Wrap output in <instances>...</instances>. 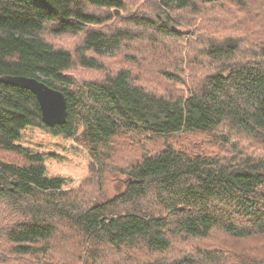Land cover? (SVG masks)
<instances>
[{
	"label": "trees",
	"instance_id": "16d2710c",
	"mask_svg": "<svg viewBox=\"0 0 264 264\" xmlns=\"http://www.w3.org/2000/svg\"><path fill=\"white\" fill-rule=\"evenodd\" d=\"M251 1L0 0V77L36 78L63 93L67 110L63 125H45L30 91L0 82V152L19 158L0 159V240L17 259L44 255L60 229L74 236L70 242L87 243L95 258L100 248L164 254L176 239H206L215 231L232 239L264 235V155L243 148L264 145V7L260 1L251 8ZM231 2V12L244 18L233 17L234 28L213 14L193 19L212 12L209 5L225 12ZM68 39L75 45L59 43ZM182 39L192 47L164 45ZM142 42L152 53L176 56L174 70L169 63V71L155 75L179 87L176 95L146 90L126 66L107 69L124 54L134 64L148 50ZM192 66L210 69L195 85ZM75 68L101 79L81 78ZM120 134L141 143L198 134L218 141L221 152L185 151L165 141L125 167L122 191L80 200L70 192L72 177L52 168L109 160L111 140ZM98 173L88 171L84 180L94 185ZM216 256L142 261L247 262Z\"/></svg>",
	"mask_w": 264,
	"mask_h": 264
},
{
	"label": "rangeland",
	"instance_id": "374dc122",
	"mask_svg": "<svg viewBox=\"0 0 264 264\" xmlns=\"http://www.w3.org/2000/svg\"><path fill=\"white\" fill-rule=\"evenodd\" d=\"M260 1H262L261 3L264 7V0H253L249 7L257 9ZM232 4L231 2V4H228L226 7V11H229L228 16L225 15L226 11L223 12L218 9V4H214L207 6L212 12L193 14V19L199 22V20H203L202 16H211L213 14L221 24H227L226 26L234 28V24L237 23V20L231 19L238 16L237 18L241 19L242 22L244 18L243 14L237 15V13L231 12ZM134 10L140 11L141 7L135 8ZM134 10H132V13H137ZM261 12L264 14V9ZM225 16L230 19V22L227 23L225 21L227 20ZM247 26L248 24H245L242 27L246 28ZM183 29L186 31L185 27ZM139 34H142V32H139ZM143 36L144 35H141V37ZM185 41L186 40L182 39L179 41L180 43L172 42L171 44L167 43L164 45L172 49L186 51L192 46H185ZM59 43L71 46L73 44L75 45V40H60ZM142 45L144 49L148 50H144V52L140 53L134 64H130L126 54H124L110 60L107 64V69L113 72L122 66H126L132 71V75L137 80V83L146 90L165 96L176 95L180 91L179 87L173 83H162L161 80H158L155 76L160 74L164 69L165 71H169V68L165 67L169 63H171L172 70H174V68L178 66L177 60L175 59L176 56L173 53H165L159 50L152 53L150 48H146L145 42H142ZM161 57L164 58L161 59ZM193 67L194 66H192V68ZM208 71H210V69H191L190 72L193 73H191L192 80L190 83L195 85L206 73H208ZM75 73L81 78L91 80H100L102 76L101 73H92L86 70L82 71L81 69L78 70V68H75ZM165 141L172 143L176 148L181 147L179 149L185 151H195L199 149L200 151H204L209 149L211 153L221 152V144L218 143V141L214 138L198 134H178L168 137V139L160 138L143 143L138 142L135 137L131 138L128 135L120 134L111 140V153L108 156V158H110L109 160L104 159L101 163L98 160V163H95L97 161L94 160V164L85 161L77 163L70 162L65 165L55 166L52 170L56 173L67 174L72 177L74 184L69 188L71 189L70 192H75L78 197L81 196L82 199L79 198L80 200H87L89 202L103 201L124 189L123 186L126 178L122 171L126 166L130 165L136 158H140L144 152L153 153L160 150ZM243 148L248 153H252L256 156L264 155V145L258 143H243ZM0 159L8 160L9 162L19 161V158L14 155L8 154L7 156L5 153L1 152ZM88 164L92 165L91 167L93 170L87 168ZM88 171H99L95 177V179H97L94 184L95 186L84 180ZM80 181H85L88 184L84 185L81 191H77V186ZM63 232L64 231L60 229V234L56 235L53 241L44 244L45 246L43 247L47 249L44 255L26 256L24 259H17L15 255L8 250L10 246L4 243L3 240H0V264H144L142 259H164L165 261H169L181 259L182 257L186 258L187 256L188 258L197 260L202 259L201 256L207 254V252L211 254L217 253V259H223L226 263L227 259H247V262L244 264H251L249 263L250 261H252V264H264V235L247 239H232L222 234L220 231H215L206 239H176V241L172 243L169 251L164 254H150L141 249L121 251L106 249L103 251L104 248H100L98 251L99 256L95 258V256L89 253L90 249L87 243L74 244V242H70L74 240V236H71V233H67V235L61 234ZM58 239L62 240V244L59 243ZM82 250H84L85 253H82Z\"/></svg>",
	"mask_w": 264,
	"mask_h": 264
},
{
	"label": "water",
	"instance_id": "95a60500",
	"mask_svg": "<svg viewBox=\"0 0 264 264\" xmlns=\"http://www.w3.org/2000/svg\"><path fill=\"white\" fill-rule=\"evenodd\" d=\"M0 82L5 85L30 91L36 98L42 121L50 127L66 122V101L62 92L53 89L36 78L20 75H4Z\"/></svg>",
	"mask_w": 264,
	"mask_h": 264
}]
</instances>
